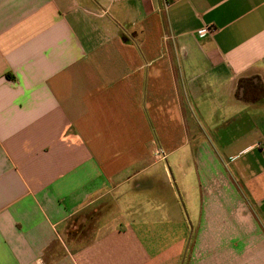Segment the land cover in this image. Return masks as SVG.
<instances>
[{
	"label": "crops",
	"instance_id": "crops-1",
	"mask_svg": "<svg viewBox=\"0 0 264 264\" xmlns=\"http://www.w3.org/2000/svg\"><path fill=\"white\" fill-rule=\"evenodd\" d=\"M0 264H264V0H0Z\"/></svg>",
	"mask_w": 264,
	"mask_h": 264
},
{
	"label": "rangeland",
	"instance_id": "rangeland-1",
	"mask_svg": "<svg viewBox=\"0 0 264 264\" xmlns=\"http://www.w3.org/2000/svg\"><path fill=\"white\" fill-rule=\"evenodd\" d=\"M168 161H170V159ZM161 162H163V161H161ZM189 180H190V182H192L194 184V181H195V178L194 177H192ZM176 186H177V192H178V195H179L178 201L180 202L179 204H181V200H183V198H182V193H181V190H180V185L176 183ZM174 189H175V187H174ZM158 195L159 194H157V196ZM156 199L159 200V196ZM182 206H181V208H182ZM182 211H183L182 212L183 220H184V222H186L185 223L186 224L185 226L188 227L189 237L192 238L193 237V233H195V227H196V218L195 217L198 215V209L197 208H195V209L194 208H189V207L187 208L184 205L183 208H182ZM190 242L191 241L189 240L187 247L190 246Z\"/></svg>",
	"mask_w": 264,
	"mask_h": 264
},
{
	"label": "built area",
	"instance_id": "built-area-1",
	"mask_svg": "<svg viewBox=\"0 0 264 264\" xmlns=\"http://www.w3.org/2000/svg\"><path fill=\"white\" fill-rule=\"evenodd\" d=\"M209 28H203L200 30L199 32V36L203 37L206 36L209 33ZM152 156L154 159H156L157 161H164L165 160V153L162 149L160 148H156L153 152H152Z\"/></svg>",
	"mask_w": 264,
	"mask_h": 264
}]
</instances>
